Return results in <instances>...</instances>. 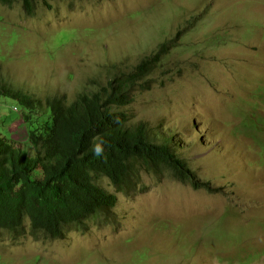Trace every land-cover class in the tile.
I'll use <instances>...</instances> for the list:
<instances>
[{"label": "rangeland", "instance_id": "rangeland-1", "mask_svg": "<svg viewBox=\"0 0 264 264\" xmlns=\"http://www.w3.org/2000/svg\"><path fill=\"white\" fill-rule=\"evenodd\" d=\"M179 31L120 111L209 191L142 171L135 194L62 238L0 231V264H264V0H46L34 17L0 4V86L72 101ZM1 91L0 133L23 142Z\"/></svg>", "mask_w": 264, "mask_h": 264}, {"label": "trees", "instance_id": "trees-1", "mask_svg": "<svg viewBox=\"0 0 264 264\" xmlns=\"http://www.w3.org/2000/svg\"><path fill=\"white\" fill-rule=\"evenodd\" d=\"M15 3L28 17L46 6V0H0L4 6ZM180 33L130 71L111 66L106 83L72 101L60 95L40 102L0 86L3 98L19 111L17 130L23 136V142H17L0 133V231L15 234L28 222L34 236L62 238L91 219L111 214L116 194H135L142 171L168 173L181 184L209 191L208 184H197L169 144L144 124H129L128 115L120 111L136 91L147 89L149 77L178 48ZM43 117L49 121L42 124ZM99 178L107 179L115 194L99 187Z\"/></svg>", "mask_w": 264, "mask_h": 264}]
</instances>
